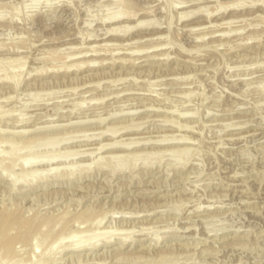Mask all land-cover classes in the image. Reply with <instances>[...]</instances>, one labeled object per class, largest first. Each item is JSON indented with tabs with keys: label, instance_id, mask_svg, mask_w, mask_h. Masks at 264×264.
<instances>
[{
	"label": "rangeland",
	"instance_id": "obj_1",
	"mask_svg": "<svg viewBox=\"0 0 264 264\" xmlns=\"http://www.w3.org/2000/svg\"><path fill=\"white\" fill-rule=\"evenodd\" d=\"M0 185V264H264V0H0Z\"/></svg>",
	"mask_w": 264,
	"mask_h": 264
},
{
	"label": "bare ground",
	"instance_id": "obj_2",
	"mask_svg": "<svg viewBox=\"0 0 264 264\" xmlns=\"http://www.w3.org/2000/svg\"><path fill=\"white\" fill-rule=\"evenodd\" d=\"M238 3V2H237ZM240 4L238 3V4H236V6H239ZM130 9V8H129ZM129 9H125V10H123V11H121V12H118V13H116V14H111V15H109L108 17H109V19H110V21H113V23L114 22H118V25H119V23H120V21H122V20H124V23L126 24V20H127V22L128 21H131L132 19H134L135 18V16H137V15H135V14H133V12H131ZM200 9V8H199ZM191 13V12H190ZM138 14V13H137ZM180 15V14H179ZM201 15V14H200ZM108 17H107V19H108ZM184 18V17H183ZM106 18H104V20H105ZM106 19V20H107ZM109 19H108V22H109ZM209 19V18H208ZM218 20V19H217ZM200 22V21H199ZM216 22V21H215ZM130 23V22H129ZM149 23H150V20H138L137 22H135V24H134V26H128V24H124L125 26H119V27H111L110 28V30H109V32H108V35L109 34H111V35H116L117 34V36H118V34H122V33H124V34H127V33H129L130 31H132L133 29H139V28H143V27H145V26H150L149 25ZM197 23V22H196ZM203 23V22H202ZM111 24V23H110ZM151 24V23H150ZM204 24H206L207 25V23H204ZM117 25V26H118ZM152 25V24H151ZM111 26V25H110ZM153 26V25H152ZM199 26V25H198ZM200 27V26H199ZM207 27V26H206ZM147 28V27H146ZM189 28V27H188ZM197 28V27H196ZM202 28V27H201ZM199 29V28H198ZM206 29V28H205ZM226 30V29H225ZM222 27H220L219 26V28H217V30L215 29V31H213L212 33H210V35H212L213 37L212 38H215V37H217V36H215V35H217V33L219 32H222V33H225L226 31H225ZM239 30V29H238ZM198 31V30H197ZM212 31V30H211ZM198 32H200V31H198ZM209 32V31H208ZM221 33V35H218V37H222V36H224L223 34ZM226 34H228V32L226 33ZM152 35V34H151ZM200 36H198V37H203L204 35H208V34H204V35H201V34H199ZM107 36V35H106ZM105 36V37H106ZM110 36V35H109ZM122 36V35H121ZM125 36V35H124ZM90 37V36H89ZM93 37V36H92ZM101 37V36H100ZM110 37H112V36H110ZM205 38V37H204ZM204 38H202V39H204ZM93 39V38H92ZM198 39V38H197ZM85 40V39H84ZM105 42V41H104ZM134 42V41H133ZM91 43V42H90ZM222 43V42H221ZM109 44V43H108ZM131 45V44H130ZM108 47V46H107ZM154 47V46H153ZM73 48V47H72ZM98 48V47H97ZM126 48V47H125ZM103 49V48H102ZM145 49V48H144ZM153 49V48H152ZM158 49V48H157ZM75 50V49H74ZM91 50V49H90ZM89 50V51H90ZM147 50V49H146ZM145 50V51H146ZM97 50H91V52H96ZM99 52H100V50H99ZM81 55H83V54H88V52L86 51V52H84V51H80V52H78L77 53V55H79L80 56V54ZM98 53V52H97ZM117 53V52H116ZM135 53V52H134ZM167 53V52H166ZM131 54V53H130ZM136 54V53H135ZM133 55V54H132ZM147 55V54H146ZM88 56V55H87ZM92 56H96V55H91L90 57H92ZM114 56V55H113ZM71 57V56H70ZM78 57V56H77ZM84 57H86V56H84ZM152 57V56H151ZM72 58V57H71ZM93 58V57H92ZM44 59V58H43ZM91 59V58H90ZM98 59H99V57H98ZM120 59V58H119ZM6 60V59H5ZM91 60H93V59H91ZM126 60V59H125ZM88 61H90V60H88ZM106 61V60H105ZM111 61V60H110ZM114 61V60H113ZM73 62V61H72ZM75 62V61H74ZM73 62V63H74ZM85 62H87L86 61V59H85ZM10 63V62H9ZM82 63V62H81ZM88 63V62H87ZM87 63H85V64H87ZM90 63V62H89ZM98 63V62H97ZM195 63V62H194ZM94 64V63H93ZM101 64V63H100ZM103 64V63H102ZM135 64V63H134ZM67 65V64H66ZM83 65V64H82ZM90 65V64H89ZM72 66V65H71ZM74 66V65H73ZM77 66H78V64H77ZM84 66H86V65H84ZM83 66V67H84ZM88 66V65H87ZM19 67V66H18ZM66 69H68V68H66ZM6 70V69H5ZM88 72V71H87ZM8 76V75H7ZM10 76V75H9ZM5 77V79H6V75L4 76ZM13 77V76H12ZM10 78V77H9ZM100 78V77H99ZM11 79H13V78H11ZM16 79H18V81H17V83L18 82H20V78H18V76L16 77ZM102 79V78H101ZM1 80H2V77H1ZM8 82H9V80H7ZM10 82H11V80H10ZM13 82V81H12ZM95 87V86H94ZM9 89V88H8ZM119 95V94H118ZM5 99V98H4ZM152 107V106H151ZM132 108V107H131ZM136 108V107H135ZM120 113V112H119ZM130 113V112H129ZM132 113V112H131ZM116 114V113H115ZM117 114H118V112H117ZM123 114V113H122ZM124 115V114H123ZM127 115V114H126ZM187 115V114H186ZM114 116V115H113ZM191 116V115H190ZM8 117V116H7ZM22 121H23V119H22ZM90 121V120H89ZM18 122H20V120L18 121ZM169 122V121H168ZM22 123V122H21ZM25 124V123H24ZM181 124V123H180ZM248 124V123H247ZM11 126V125H10ZM62 125H60V127H61ZM186 126V125H185ZM233 126H235V125H233ZM245 126V125H244ZM51 127V126H50ZM55 127V126H54ZM53 127V129H55ZM57 127V126H56ZM182 127V126H181ZM59 128V127H58ZM8 129V128H7ZM51 129V128H50ZM111 129V128H110ZM6 130V129H5ZM40 130V129H39ZM111 130H107V133L108 132H110ZM24 132V131H23ZM31 132V131H30ZM125 132V131H124ZM104 134H106V131L103 133V135ZM102 135V136H103ZM108 135V134H107ZM181 138L182 137H180V141H181ZM53 139V138H52ZM51 138L49 139V141H55V140H52ZM167 139V138H166ZM165 139V140H166ZM173 139V138H172ZM172 139H170V140H172ZM186 139V138H185ZM20 140V139H19ZM64 140H68V139H64ZM164 140V139H163ZM162 140V141H163ZM174 140V139H173ZM176 140V139H175ZM188 140H190V139H188ZM192 140V139H191ZM43 141H48V140H34V141H32V142H30V143H28V144H26V145H22L21 146V150L24 148H28V147H31L33 144V142L35 143V144H37V143H40V142H43ZM48 141V142H49ZM115 141V140H114ZM157 141V140H156ZM155 141V142H156ZM168 142H170L169 140H167ZM176 141H178V140H176ZM187 141V140H186ZM6 142V141H5ZM56 142V141H55ZM119 142H120V140H119ZM123 142V141H122ZM130 142V141H129ZM158 142H160L161 143V140L160 141H158ZM165 142V141H164ZM172 142H174V141H172ZM192 142V141H191ZM11 143V142H10ZM14 143V142H13ZM60 143V142H59ZM138 144V142H135V141H133V142H130V143H128V144H126L127 145V147L128 146H132L133 144ZM141 143V142H140ZM153 143V142H152ZM159 143V144H160ZM178 143H182V144H184L185 142L182 140L181 142H179L178 141ZM54 144H57V143H54ZM61 144V143H60ZM117 144H120L121 145V143H118V142H114L113 144H111V146H117ZM124 144V143H123ZM122 144V145H123ZM136 144V145H137ZM149 144V143H148ZM162 144H163V142H162ZM164 144H166V143H164ZM187 144V143H186ZM107 145V144H106ZM110 145V144H109ZM119 145V146H120ZM125 145V144H124ZM123 145V146H124ZM140 145V144H139ZM179 145V144H178ZM188 145V144H187ZM20 146V145H19ZM104 146V145H103ZM23 147V148H22ZM108 147V146H107ZM173 147V146H172ZM175 147V146H174ZM179 147V146H178ZM185 147V146H184ZM16 148H18V147H14L13 148V151H12V153H13V156H14V153L16 154V151L17 150H15ZM131 148V147H130ZM100 149H102V148H100ZM105 149V148H104ZM124 149V148H123ZM20 150V151H21ZM99 150V149H98ZM103 150V149H102ZM105 151V150H104ZM172 151V150H171ZM170 151V152H171ZM74 153H75V151H73ZM73 152H67L68 154H65V155H63V156H66V157H69V156H71L72 155V153ZM167 152V151H166ZM169 152V153H170ZM12 153H10L9 155H11ZM142 153V152H141ZM152 153V152H151ZM156 153H157V151H156ZM187 153H189V151H188V149H185V148H182V149H180V148H177V149H173V151L171 152V154H170V157L171 158H177L178 159V157H180V158H182V159H185L187 156H188V154ZM164 154V153H163ZM9 155L8 156H6V157H9ZM74 155V154H73ZM72 155V156H73ZM77 155V154H76ZM124 155V154H123ZM132 155H133V153H132ZM145 155V154H144ZM157 155V154H156ZM161 155V154H160ZM137 156V155H136ZM135 156V157H136ZM5 157V158H6ZM11 157V156H10ZM114 157H116V156H114ZM133 157V156H132ZM132 157H121V156H119L118 157V159H115L116 160V167H114L113 165L115 164V161L112 159V161L111 160H109V161H111V162H113L111 165L113 166L112 167V169L113 170H117L118 171V169L117 168H119L120 167V169L119 170H121V168H122V166L124 167V165H126V164H128L129 165V163H133L134 162V164H132V165H135L136 163H138L141 159H143V161H144V163L145 164H151L152 163V160H154V159H157L158 157H159V155H158V157L157 156H155L154 154L152 155H150V154H147V156H142L141 155V157H144V158H141L140 159V157H139V155H138V157L139 158H133V161H130V158H131V160H132ZM157 157V158H156ZM110 158V157H109ZM108 158V159H109ZM113 158V157H112ZM117 158V157H116ZM176 159V160H177ZM150 160H151V162H150ZM175 160V159H174ZM180 160V159H179ZM178 161V160H177ZM103 162V161H102ZM161 162V161H160ZM36 163H38V162H36ZM99 163V162H98ZM108 163V162H107ZM110 163V162H109ZM180 163V162H179ZM101 164V163H100ZM117 164H118V166H117ZM99 165V164H98ZM110 165V166H111ZM128 165H127V167H128ZM105 166H107L106 164H102L100 167H104L105 168ZM109 166V167H110ZM23 167V166H22ZM126 167V166H125ZM135 167V166H134ZM25 168V167H24ZM107 169V168H106ZM111 168H110V170H112ZM123 169V168H122ZM25 170V169H24ZM27 171V170H26ZM26 171H24V172H26ZM4 172H5V170H4ZM23 173V172H22ZM32 173V172H31ZM35 173V172H34ZM113 173H115V172H113ZM117 173V172H116ZM25 174V173H24ZM23 174V175H24ZM27 174V173H26ZM36 175H38V173L36 174ZM41 174L39 173V176H40ZM141 175V174H140ZM21 177H23V176H21ZM25 177V176H24ZM23 177V178H24ZM27 178V177H26ZM36 178H37V176H36ZM5 179V178H4ZM7 179V178H6ZM13 179V178H12ZM17 178H15V179H13V184L15 183V185H17V183L19 182H23V180H21V181H18V180H16ZM18 181V182H17ZM25 181H27V180H25ZM17 182V183H16ZM26 183V182H25ZM27 183H28V181H27ZM32 184V183H31ZM1 186V185H0ZM99 196V195H98ZM210 206V205H209ZM213 206V205H212ZM200 208V207H199ZM1 213H2V211H1ZM4 213H6V211L4 212ZM9 213V212H8ZM7 214V213H6ZM85 214V213H84ZM81 215V214H80ZM87 215V214H86ZM125 215V214H124ZM15 216V215H14ZM1 217V216H0ZM3 217H4V214H3ZM17 217V216H16ZM62 217V216H61ZM81 217H82V215H81ZM84 217V216H83ZM82 217V218H83ZM2 218V217H1ZM13 218V217H12ZM11 218V219H12ZM93 218V217H92ZM131 218V217H130ZM4 219V218H3ZM14 219V218H13ZM17 219V218H16ZM60 219V218H59ZM64 219V218H63ZM19 220H20V218H19ZM18 220V221H19ZM49 220V219H48ZM51 220V219H50ZM50 220H49V222H50ZM86 220V219H85ZM104 220V217H102V218H99L98 220H97V222H98V225L99 224H101L102 223V221ZM18 221H15V222H18ZM21 221V220H20ZM33 221H34V219H33ZM56 221V220H55ZM76 221V220H75ZM8 222V221H7ZM11 222V221H10ZM14 222V221H13ZM58 222V221H57ZM61 222V221H60ZM79 222V221H78ZM81 222V221H80ZM52 223V222H51ZM63 223V222H62ZM86 223H88V222H86ZM85 223V224H86ZM36 224V223H35ZM44 224V223H43ZM74 224H76V223H74ZM11 225V224H10ZM31 225V224H30ZM32 225H33V223H32ZM46 225H47V223H46ZM50 225V224H49ZM49 225H47V227H49ZM54 225H56L57 226V224H54ZM58 225H60V224H58ZM17 227H18V225H16ZM26 226V225H25ZM28 226V225H27ZM35 226V225H34ZM42 226V225H41ZM71 226V225H70ZM10 227V226H9ZM13 227H15V226H13ZM17 227H15V228H17ZM45 227V226H44ZM51 227H53V226H51ZM7 228H8V225H7ZM68 228V227H67ZM34 229V228H33ZM33 229H32V231H33ZM48 229V228H47ZM97 229V228H96ZM19 230V229H18ZM17 230V231H18ZM51 230V229H50ZM1 231H3V230H1ZM0 231V232H1ZM5 231V230H4ZM46 231V230H45ZM97 231V230H96ZM96 231H89V232H78V233H76V234H74V236H72L71 235V238H72V240L71 241H69V243L67 244V245H65V246H63L64 244L63 243H65V242H68L67 240H64V234L62 235V237H59L55 242H53V244H51V246H50V248L49 249H55V248H59V249H62L63 251H67V252H77V251H79V250H81L82 248H85L86 246L88 247V246H90V248H92V249H96L99 245H98V243H97V241H99L100 240V238H99V234H97V232ZM20 232H22V231H20ZM42 232V231H41ZM65 232V231H64ZM67 232V231H66ZM76 231H74V233H75ZM7 233V232H6ZM8 233H9V230H8ZM23 233V232H22ZM31 233V232H30ZM35 233V232H34ZM40 233V232H39ZM54 233V232H53ZM68 233V232H67ZM36 234H37V232H36ZM2 235V234H1ZM29 235V234H28ZM35 235V234H34ZM34 235H32V236H34ZM39 235V234H38ZM42 235H43V233H42ZM47 235V234H46ZM57 235V234H56ZM11 236V235H10ZM20 236H22V235H20ZM19 236V237H20ZM48 236H50V235H48ZM112 236L113 235H111V236H108V238H105V243L107 244V243H110V241H111V238H112ZM3 237V236H2ZM24 237H25V233H24ZM7 238V237H6ZM5 238V239H6ZM39 237L38 236H36V240L35 241H37L38 242V239ZM40 238H41V236H40ZM43 238V237H42ZM69 240L71 239V238H69V236L67 237ZM99 238V239H98ZM225 238V237H224ZM12 239V238H11ZM33 239V238H32ZM45 239V238H44ZM50 239H52V238H50ZM235 239V238H234ZM4 240V239H3ZM8 240H10V239H8ZM104 240V239H103ZM123 240H125L124 241V243L126 242V240H128V238L126 237L125 239H123ZM23 241V240H22ZM33 241H34V239H33ZM34 241V242H35ZM45 241H47V240H45ZM65 241V242H64ZM101 241V240H100ZM11 242V241H10ZM44 242V241H43ZM48 242V241H47ZM47 242H46V245H47ZM63 242V243H62ZM88 242V243H87ZM1 243V242H0ZM15 243V242H14ZM19 243H20V241H19ZM36 243V242H35ZM35 243L33 244V243H31V244H33L34 246H35ZM5 244H7L6 242H5ZM10 244V243H9ZM23 244V243H22ZM38 243H36V245H37ZM19 245V244H18ZM98 245V246H97ZM15 246V245H14ZM33 246V247H34ZM92 246V247H91ZM10 247V246H9ZM37 247V246H36ZM48 249V250H49ZM35 250H36V248H35ZM47 250V251H48ZM9 251V250H8ZM82 251V250H81ZM18 252V251H17ZM35 252V251H34ZM8 253V252H7ZM45 253H46V251H45ZM15 255H18L16 252H15ZM78 255V254H77ZM87 255V254H86ZM82 256V255H81ZM28 262H29V260H28ZM30 263H31V261H30ZM27 264H29V263H27ZM72 264V263H71Z\"/></svg>",
	"mask_w": 264,
	"mask_h": 264
}]
</instances>
